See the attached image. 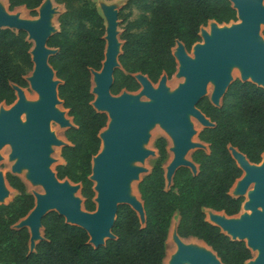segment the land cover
Instances as JSON below:
<instances>
[{"label": "trees", "instance_id": "16d2710c", "mask_svg": "<svg viewBox=\"0 0 264 264\" xmlns=\"http://www.w3.org/2000/svg\"><path fill=\"white\" fill-rule=\"evenodd\" d=\"M42 0H6L7 9L23 6L30 16ZM62 10L56 17L57 31L47 39L56 48L48 64L59 80L57 98L66 109L72 127L64 131L68 144L60 147L63 163L54 167L58 179L78 183L82 206L93 211V183L88 179L91 158L99 149L97 136L105 126L106 115L90 105V70H99L104 50V21L95 0H53ZM132 8L138 11L128 20ZM117 18L125 22L119 35L122 41L117 56L119 68L112 73L110 93L133 91L138 84L132 76L144 74L156 83L161 74L169 78L175 71L171 49L180 41L185 50L199 41L198 31L210 20L218 24L235 21V9L228 0H125ZM23 31L0 28V103L15 99L11 84L27 85L24 76L31 70L30 43ZM196 107L213 125L198 131L207 150H193L195 174L179 167L165 188L163 163L166 140L156 137V157L145 175L136 183L142 202L144 222L128 205H118L110 229L114 238L93 247L79 226L65 223L54 211L42 216V239L28 251L26 228L13 225L33 206L20 177L4 174L16 194L0 204V264H163L171 217L177 213L176 233L205 243L223 264H244L251 253L242 240L230 239L205 219L204 209L234 215L241 197L229 194V188L241 170L227 147H235L250 163H258L264 151V87L233 79L218 106L202 97Z\"/></svg>", "mask_w": 264, "mask_h": 264}, {"label": "water", "instance_id": "95a60500", "mask_svg": "<svg viewBox=\"0 0 264 264\" xmlns=\"http://www.w3.org/2000/svg\"><path fill=\"white\" fill-rule=\"evenodd\" d=\"M228 1L235 9L238 21L218 24L210 20L206 23L208 30L201 26L198 31L201 41L190 46L191 55L180 41H175L171 49L175 61L173 75L182 78L175 88L168 89L165 74H161L154 84L144 74L134 73L138 91H121L116 95L110 93V86L112 73L119 68L117 56L122 43L117 31L119 6L114 2H97L104 21V50L99 70H90L93 97L90 105L95 111L105 113L107 120L97 134L100 145L91 158L88 176L93 183V211L82 207L81 196L76 194L79 184L58 179L49 166L53 161L50 157L52 146L67 144L55 137L50 123L65 128L73 126L71 119L64 117V111L57 108L61 105L56 92L59 80L47 62L56 52V48L48 47L46 43L57 31L56 17L61 12L56 9L58 4L53 0H42L36 7V16L22 18L8 10L7 4L5 7L0 4V28L23 31L30 43L32 66L24 79L36 94L34 99H26L22 88L11 84L15 100L6 108L0 103V148L9 146L8 159L12 162L9 173L19 177L24 172L30 184L41 187L39 192H29L33 206L13 225L16 229H27L29 252L43 238L40 220L49 211L56 212L65 223L81 227L93 247L114 238L110 229L118 205H128L143 224L142 202L139 195L137 200L128 194V185L134 181L136 186L140 173L146 172L137 163L154 155V151L145 147L149 130L154 125H158L171 141L168 150L172 157L163 167L165 188L170 186L179 167L196 173L197 165L185 155L189 150L204 149L205 145L201 141H191L198 132L190 118L201 128L213 125L196 107L198 100L205 96L213 106H218L233 80L232 69L238 71V80L264 87V40L259 35L260 26H264V0ZM53 15L54 26L50 23ZM208 84L211 90L207 95ZM227 149L241 170L229 194L242 198L239 210L242 208L244 212L227 216L206 208L210 211L206 220L230 239L242 240L250 253L255 252L244 264H264V151L258 163H250L235 147L228 146ZM7 187L4 174L0 172V204L8 195ZM176 225L177 222L173 231L176 250L167 264H223L205 243L207 248L182 243Z\"/></svg>", "mask_w": 264, "mask_h": 264}, {"label": "rangeland", "instance_id": "374dc122", "mask_svg": "<svg viewBox=\"0 0 264 264\" xmlns=\"http://www.w3.org/2000/svg\"><path fill=\"white\" fill-rule=\"evenodd\" d=\"M98 1H106L107 3H110V2H114L117 6H121L125 0H95V4H97ZM5 3H6V0H5ZM7 4V3H6ZM22 6H18V7H15L13 9H19L21 8ZM56 9L57 11H61L62 8L61 6L57 5L56 6ZM24 16L25 17H33V16H30L28 14V11L24 8ZM138 14V11L135 9V8H132V13H131V16L128 18V20L130 19H133L137 16ZM235 21H238L237 19ZM231 22V21H230ZM229 23V22H228ZM227 23V24H228ZM125 22H120V20L118 19V25H117V31H118V38H119V35L120 33L122 32L123 30V26H124ZM203 28H205V30H208V26L207 24L205 26H203ZM259 35L262 37V39L264 40V26H260L259 28ZM120 40V39H119ZM201 41V39H200ZM187 53L189 55H191L190 53V50L187 51ZM234 69H232L233 71ZM231 71V72H232ZM174 74V73H173ZM171 75L165 82L166 86L168 87L169 90H172L173 88L176 87V85L182 81V78L181 77H175L174 75ZM231 77L232 79H235V78H238V75L235 74V73H231ZM155 84V83H154ZM139 89V85H138V88L136 90H133V91H127L125 89H121L119 90L117 93L113 94V95H116L118 93H120L121 91H127V92H130V93H136ZM22 90L24 91V94H25V98L26 99H34L36 97L35 93L32 92L30 90V88L28 87V85H26L25 87H22ZM211 90V87L207 89V95L209 94ZM141 99H144L143 97H141ZM15 100V99H14ZM13 100V101H14ZM2 104V107L3 108H6L8 107L9 105H11L12 103L10 104H4V103H1ZM57 108L59 110H63L65 115L64 117L67 118V119H70L69 116H67L66 114V109L62 108L61 105H57ZM191 120V123L193 125V128L195 129L196 132H198L200 129H201V125L193 118H190ZM50 129L51 131L54 133L55 137L61 141H64L68 144V142L66 141V138H65V135H64V131L67 129L65 127H60L58 124L54 123V122H51L50 123ZM149 139H148V142L145 144V147L147 149H150L152 151H154V155H148L142 163H137L138 165L144 167L146 169V172L144 173H140L139 175V178H141L143 175H145L146 173H148L151 165H152V162L154 161L155 157H156V150L155 148L153 147V141L156 137H159V136H163L166 140V148L170 147L171 146V141L170 139L167 137V135L164 133V131L158 126V125H154L150 130H149ZM191 141H199V139L197 138V135H193L191 137ZM206 147V146H205ZM59 150H60V147L59 146H52V152L50 153V157L53 159V161L50 163V169L52 171H54V167L55 165L57 164H60V163H63V160L62 158L60 157L59 155ZM192 150H189L186 154V157L189 159L191 158L190 157V154H191ZM8 153H9V146L8 145H3L1 148H0V172L5 174L6 172H9V169H10V166H11V161L8 159ZM166 159L164 161V164L168 161L169 157H170V152L166 149ZM8 188V195L7 197L4 199L3 203H7L8 201L11 200V198L16 194V192L11 189L9 186L7 187ZM231 189H232V186L229 188V192H231ZM41 191V189H40ZM77 195H79V193H76ZM80 196V195H79ZM82 199V198H81ZM83 207V206H82ZM204 215H205V219H206V210L204 209ZM177 219H178V216H177V213H174L173 216L171 217V223L173 222H177ZM168 248V246H166ZM166 248V250H167ZM170 248V247H169ZM254 256V253H251V257L252 258Z\"/></svg>", "mask_w": 264, "mask_h": 264}, {"label": "bare ground", "instance_id": "6f19581e", "mask_svg": "<svg viewBox=\"0 0 264 264\" xmlns=\"http://www.w3.org/2000/svg\"><path fill=\"white\" fill-rule=\"evenodd\" d=\"M0 4L3 6V7H5V5H6V3H5V0H0ZM96 7H97V4H96ZM98 9V8H97ZM12 12H14V13H16L19 17H25L24 16V7L22 6L21 8H19V9H12L11 10ZM99 11V10H98ZM50 23L54 26L55 25V20H54V15L52 16V18H51V20H50ZM30 72V71H29ZM29 72L25 75V76H27V75H29ZM231 73H235V74H237L238 75V71L236 70V69H234ZM211 87V85L210 84H208L207 85V88L206 89H208V88H210ZM31 90V89H30ZM32 91V90H31ZM33 92V91H32ZM23 93H24V91H23ZM35 93V92H34ZM26 94V93H25ZM25 94H24V96H25ZM36 95V94H35ZM21 118H22V116H21ZM169 148V147H168ZM168 148H166L167 150H168ZM169 151V150H168ZM170 152V157H169V159H168V161L164 164L163 163V165H162V167H165L166 166V164L170 161V159H171V157H172V152L171 151H169ZM185 158H187L186 157V155H185ZM19 177H20V179L23 181V183H24V185L26 186V189H27V192L29 193V192H32V191H37V192H39L40 191V189H41V187L39 186V185H32V184H30L26 179H25V177H24V172H21L20 173V175H19ZM233 187V186H232ZM128 194L129 195H131V196H133V197H135V199H137L138 200V193H137V191H136V186H135V182L134 181H130L129 182V185H128ZM244 198L246 199V196H245V193H244ZM209 210H206V219H208V217H209V214L208 213H210V211L208 212ZM242 212H244V210L241 208L240 210H239V214L240 213H242ZM248 212V211H247ZM174 227H175V222H173V223H171L170 224V227H169V232H168V236H167V239H166V246H168V248H167V250H166V253H165V257H164V259H163V264H167V262H168V259L170 258V256L174 253V251L176 250V243H175V241H174V239H173V231H174ZM180 241L182 242V243H184V244H190V245H194V246H196V247H199V248H207V247H205V245H204V243L201 241V240H197V239H195L194 237H186V238H181L180 239ZM170 247V248H169ZM254 253V255H255V252H253Z\"/></svg>", "mask_w": 264, "mask_h": 264}, {"label": "crops", "instance_id": "0c3cea01", "mask_svg": "<svg viewBox=\"0 0 264 264\" xmlns=\"http://www.w3.org/2000/svg\"><path fill=\"white\" fill-rule=\"evenodd\" d=\"M203 144H204L206 147H205L204 149H202V150L206 151V150H207V144L204 143V142H203Z\"/></svg>", "mask_w": 264, "mask_h": 264}]
</instances>
